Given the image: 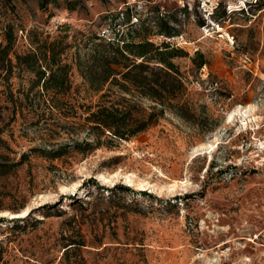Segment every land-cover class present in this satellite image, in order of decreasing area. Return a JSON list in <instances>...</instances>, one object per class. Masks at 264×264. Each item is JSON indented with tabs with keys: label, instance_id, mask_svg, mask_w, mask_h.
<instances>
[{
	"label": "rangeland",
	"instance_id": "374dc122",
	"mask_svg": "<svg viewBox=\"0 0 264 264\" xmlns=\"http://www.w3.org/2000/svg\"><path fill=\"white\" fill-rule=\"evenodd\" d=\"M14 3L0 156L20 163L0 175V264H264V0ZM45 39L64 48V92L43 94L22 64ZM116 39L183 51L181 108L128 140L87 117L114 105L136 124L157 103L81 74L98 75ZM72 242L84 245L61 258Z\"/></svg>",
	"mask_w": 264,
	"mask_h": 264
},
{
	"label": "trees",
	"instance_id": "16d2710c",
	"mask_svg": "<svg viewBox=\"0 0 264 264\" xmlns=\"http://www.w3.org/2000/svg\"><path fill=\"white\" fill-rule=\"evenodd\" d=\"M50 2H53V0H38L40 8H46ZM9 6L12 9L15 8L14 0H0V34L4 38V42L0 43V68L7 72L12 69L9 54L14 44L16 26L11 19H7V13L4 15ZM68 8L72 9L73 7ZM165 36L170 37L173 35L170 31H166ZM93 38L97 39L98 37ZM32 43L37 44L33 47L34 53L26 55L22 64H25L26 68L35 73L34 86H39L43 94H48V92L54 90L56 92L66 91L68 65L61 64L58 59L64 51L61 46L62 43L56 39L50 42L45 39L39 43ZM162 45L164 49H160L159 46L150 41L134 43L116 39L115 42L108 43V49L97 55L102 61L98 75L95 76L90 70L81 71L83 78L94 91L101 90L107 82L115 83L122 90H129L130 87L134 88L139 96L148 97L159 106V109H153L145 119H141L136 124L130 122V119H126L124 112L114 105L98 107L96 111L91 112L87 117V121L91 123V128L108 132L114 139L128 140L138 132L143 131L152 122H155L165 109L169 108L177 111L181 108L182 103L178 101L179 97L175 90L182 87L183 84L177 77L178 69L171 59L179 56L183 51L178 48L168 49V43ZM37 52L40 53L41 57ZM17 58L20 59L19 56ZM26 58L34 60L28 63ZM41 60H43V63H39ZM153 61L159 63V65L151 66L150 63ZM35 62L38 63L35 64ZM202 64L204 63H200L199 67ZM117 75L120 76L121 80L117 79ZM57 156L59 154L52 155V157ZM19 163H9L6 158L0 156V175L9 173ZM118 188L122 191L129 190L125 186H118ZM3 221L5 220L0 218V223ZM24 221L25 218H13L6 222L18 225V223ZM72 244L75 245L70 246ZM83 245V243L77 242L64 245L61 258L65 259L71 253V248H79ZM67 259L70 260L68 257Z\"/></svg>",
	"mask_w": 264,
	"mask_h": 264
},
{
	"label": "bare ground",
	"instance_id": "6f19581e",
	"mask_svg": "<svg viewBox=\"0 0 264 264\" xmlns=\"http://www.w3.org/2000/svg\"><path fill=\"white\" fill-rule=\"evenodd\" d=\"M100 177L105 180V178L103 176H100ZM129 182H131V181L129 180ZM19 215H20V213H11L10 214L11 217H15V216H19Z\"/></svg>",
	"mask_w": 264,
	"mask_h": 264
}]
</instances>
